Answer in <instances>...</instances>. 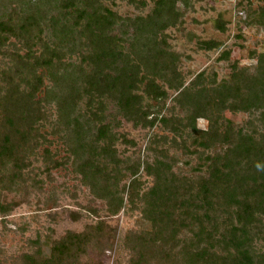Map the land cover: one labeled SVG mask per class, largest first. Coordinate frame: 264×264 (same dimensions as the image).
Instances as JSON below:
<instances>
[{"label":"trees","instance_id":"trees-1","mask_svg":"<svg viewBox=\"0 0 264 264\" xmlns=\"http://www.w3.org/2000/svg\"><path fill=\"white\" fill-rule=\"evenodd\" d=\"M104 1L109 0H0V50L10 38L26 49L10 55L11 66L0 72V197L21 186L26 190L30 182L38 188L28 172L34 151L46 142V116L35 98L46 78L58 122L74 131L68 157L56 166L71 164L109 216L119 214L126 194L127 211L138 215L136 228L115 247V231L103 221L57 240L37 239L19 264H99L91 255L112 251L113 264H264V53L251 54L253 67L233 63L224 79L202 72L186 85L164 32L181 22L177 4L187 0H151L150 13L134 19L118 16ZM256 1L245 25L264 27V0ZM216 24L225 31L221 20ZM197 46L211 51L222 43ZM73 55L81 63L64 65ZM231 55L223 51L217 60ZM165 89L175 93L168 113ZM106 102L113 104L107 117L116 126L122 118L171 136L150 138V160L120 159L114 127L105 120ZM226 113L249 119L235 127ZM198 120L207 122L206 130L197 127ZM170 149L181 153L188 172L173 170L178 161ZM142 174L150 179L143 189ZM121 177L129 183L119 189ZM11 209L0 200L1 222Z\"/></svg>","mask_w":264,"mask_h":264},{"label":"rangeland","instance_id":"rangeland-1","mask_svg":"<svg viewBox=\"0 0 264 264\" xmlns=\"http://www.w3.org/2000/svg\"><path fill=\"white\" fill-rule=\"evenodd\" d=\"M136 1L145 4L141 7L140 4H131L128 0H109L104 1V5L118 16L127 19L145 17L150 13L153 7L151 0ZM258 6L256 0H252L250 4L245 0H187L186 5L181 2L177 4L182 15L181 22L165 30L164 37L167 48L179 55L178 71L186 85L202 72L206 75L215 74L217 80L224 79L230 73V66L233 63L240 68L256 65V59L251 58V54L264 53V27L247 26L245 19L249 11ZM218 20L224 23L225 31L221 32L216 27ZM210 40L221 42L222 46L211 51L198 49V42ZM9 41V44L0 50V72L11 66L10 55L16 50H19L21 55L26 51L24 45L17 39L10 38ZM223 51H231L232 55L229 60L218 61ZM79 63L81 62L78 55L63 60L66 66ZM50 85L45 78L44 88L35 96L40 102L42 100L41 109L46 116L41 130L46 142L34 151L32 168L28 172L30 179L38 181V188L30 182L26 190L21 186L15 192L3 193L0 197L3 204H10L12 207L9 215L3 222L0 221V264H19L18 257L34 251L33 241L37 239L42 241L49 236L50 239L57 240L66 231L78 233L85 226L97 221H103L114 229L115 236L111 240L114 247L126 231L136 228L138 215L136 212L127 211L126 194L124 206L119 214L109 216L105 210V202L95 198L90 188L83 184L81 177L76 175L71 164L56 166V163L64 162L68 157V144L73 142L74 131L70 129L68 123L65 125L63 121L58 122L57 107L50 95L48 102L47 91ZM165 90L168 95L165 100L168 113V109L173 107L175 93L172 90ZM44 97L47 103L43 101ZM84 101L82 98V101L77 103L79 113L84 110ZM106 107L105 120L112 122L114 127V148L120 159L140 157L142 161L150 160L151 154L146 151L150 138L155 134L171 136L160 127L135 128L122 118H118L119 125L116 126L107 117L114 109L113 104L106 102ZM177 112L175 110L174 114ZM225 119L235 127H243L249 116L243 113H226ZM197 127L206 130L207 122L198 120ZM120 136L133 141L134 145L125 144ZM45 153H48L46 157ZM168 154L178 161L173 168L175 172H188V167L181 163L183 158L178 150L170 149ZM192 163H195V159H192ZM140 178L143 181L142 189L150 184V179L143 174ZM128 183L127 177H121L117 181L119 189ZM93 209L96 210V214L91 212ZM259 245L257 242V246ZM91 256L99 264H113V251Z\"/></svg>","mask_w":264,"mask_h":264}]
</instances>
